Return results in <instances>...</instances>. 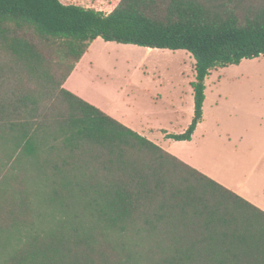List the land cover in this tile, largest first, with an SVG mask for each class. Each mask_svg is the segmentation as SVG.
<instances>
[{
	"label": "trees",
	"instance_id": "trees-1",
	"mask_svg": "<svg viewBox=\"0 0 264 264\" xmlns=\"http://www.w3.org/2000/svg\"><path fill=\"white\" fill-rule=\"evenodd\" d=\"M264 55V0H0V264H264V210L65 87L91 45Z\"/></svg>",
	"mask_w": 264,
	"mask_h": 264
},
{
	"label": "rangeland",
	"instance_id": "rangeland-1",
	"mask_svg": "<svg viewBox=\"0 0 264 264\" xmlns=\"http://www.w3.org/2000/svg\"><path fill=\"white\" fill-rule=\"evenodd\" d=\"M74 1L110 13L120 0ZM132 47L98 38L91 52L98 78L82 82V88L113 116L137 123L150 118L171 133H183L193 120L190 105L182 107L168 92L156 93L167 81H195L196 61L184 50L148 54ZM130 76L133 83L126 85ZM205 85L203 124L192 141L179 143L176 150L200 168L253 192L264 167V55L212 70Z\"/></svg>",
	"mask_w": 264,
	"mask_h": 264
},
{
	"label": "crops",
	"instance_id": "crops-1",
	"mask_svg": "<svg viewBox=\"0 0 264 264\" xmlns=\"http://www.w3.org/2000/svg\"><path fill=\"white\" fill-rule=\"evenodd\" d=\"M62 1L65 3L78 4V5H82L84 7H90L88 5H84L83 3L77 2L74 0H68V2H66L65 0H62ZM92 45H91L89 51L83 56L81 61L77 64L75 70L72 72L70 77L67 79V81L65 83V87L68 90L76 93L77 95L81 96L82 98L86 99L87 101H89L92 104L99 107V105L87 95V93L85 92V90L81 86L82 82L86 83V82H89L91 80L94 81L98 78V75H96V72H95L94 67H93V62L91 61V60H94V58L91 57ZM133 46L134 47H132V48H140V47L144 48L148 54L156 52V50H161V49H157V48H146V47L135 45V44H133ZM195 72H196V70H195ZM133 78H134V76L128 77V79H126V82H127L126 85H129V84L131 85L133 83ZM195 80H196V73H195ZM165 84H166V82H165ZM166 85H167V88L165 91H163L162 88ZM166 85L161 84L160 85L161 86L160 92H157L156 95L160 96L162 93V94L167 96V92H168V94H170L171 97H174L177 102L181 103L182 107L184 106V104L190 105L189 109H190V111L194 117V115H195V94H194V89L192 86V80L190 79L187 82L184 80H182V81H172L171 80V81H167ZM124 87H122L121 90L125 89L123 91L126 92V88H124ZM100 108H101V106H100ZM180 112H183V110H180ZM203 114H204V111H203ZM111 115L113 116V114H111ZM113 117H115V118L117 117L118 120H120L121 122H123L127 126L133 128L137 132L147 136L148 138H150L151 140H153L154 142H156L157 144H159L160 146L165 148L167 151L176 155L177 157H179L180 159H182L186 163L190 164L191 166L197 168L198 170L204 172L205 174L212 177L216 181L222 183L226 187L237 192L238 194H240L241 196H243L244 198H246L247 200L251 201L252 203H254L255 205L259 206L260 208H262L264 210V167H263V172L261 173L263 175V177L258 178V182L256 184V187L254 188V191L253 192L247 191L245 188L243 189V187L235 186L234 183H231L225 179H221L219 176L212 174L211 172H208L207 170H204L203 168H200L199 166L194 164L189 158L182 156L176 150V147L179 143L190 142L193 140V136H192L191 140H180V141H178V140L169 138L168 135L169 134H180V133H171L169 131V129H167L162 124V122H160V121H152V120H150V118L149 119L146 118L145 122L137 123L135 121H132L130 119H127V118H124L121 116L119 117V116L114 115ZM202 124H203V119L197 125V128L195 131H197V129L199 127H201Z\"/></svg>",
	"mask_w": 264,
	"mask_h": 264
}]
</instances>
